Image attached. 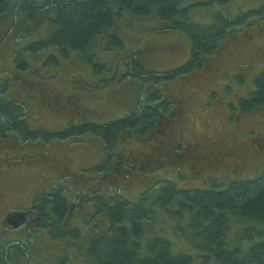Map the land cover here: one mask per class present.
<instances>
[{
	"label": "rangeland",
	"instance_id": "1",
	"mask_svg": "<svg viewBox=\"0 0 264 264\" xmlns=\"http://www.w3.org/2000/svg\"><path fill=\"white\" fill-rule=\"evenodd\" d=\"M8 1L10 3L9 14L0 19V72H7L12 67L11 57L20 46L47 37L53 29L51 20L48 21L45 17L43 23L37 24L38 26L34 25L26 30L23 27L15 28L12 15L19 0ZM259 4L263 5L264 0H185L183 6H190L188 18L192 22L210 24L215 19L214 15L222 13L227 15L229 12L234 18L238 16L243 18L241 20L243 23L240 27L232 28L229 34L220 40L217 59L206 71L197 72L195 76L192 72L187 76L177 75L175 80L165 83L167 87L163 89L165 91L169 87L173 92L184 90L188 94L186 113L183 118L187 129V133L183 134L185 139L197 138L201 140L206 139L205 136L209 135L217 141L221 139L230 141L229 137L239 141L241 156L238 157L239 154H235L238 157L235 162L236 167L232 170L228 169L233 166L230 165L233 159L228 155L221 163L196 168L198 170L185 163H180L182 178L178 176V179H174L175 173H177L175 169L177 161L170 159L162 162L163 166L160 169L157 168L147 175L127 176L122 172L121 174L116 173L117 181H114L112 175H109L103 180L95 179L91 180V183H87L79 180L80 176H76L77 174L75 176L72 174L77 173L79 167L100 159L101 149L99 150L98 147H101V144L97 142V137L93 132L85 134L82 143H73L72 139L66 141L53 139L48 144L44 141H25L21 138L18 140L13 134L11 138L0 139V158L6 157L3 155L4 153L12 157L5 166L6 174L0 175V197L6 198L13 195V191L27 186L37 187L36 193L31 195L35 202L39 198L40 192L43 193L46 188L53 194L62 191L70 203L78 202L75 190L80 191V195L83 194L80 199V210L77 209L79 212L76 211L65 216L64 226H69L67 229L70 235L62 236L57 228H52V233L47 235V231L36 228V225L38 226L41 222L35 213L30 215L28 221L32 225L25 224L22 229L9 233L4 231V234L0 229V232L5 236L6 242L4 243L10 245H5L9 249L6 250V253L10 264H93L87 260V256H84L86 255L84 250L90 246L95 229L100 228V232H103L105 226L102 219L95 220L93 223L94 217L89 223H83V218L86 219L92 212L90 211V201L85 200V196L88 195V191L94 189V186L105 195L118 193L129 201H140L145 207L153 208L154 215L152 213L151 218L147 220L149 224H146V231L144 230L142 237L144 243L158 235L165 236L174 244L176 253H188L193 257L191 264H218L213 259H205L198 246L201 240V236L197 235L198 222L192 216L194 212L192 208H189L186 191L193 188H214L212 183L208 182L211 179L218 180L224 187L235 180L251 178L256 174V171L260 172L264 169V147H261L264 146V110H252L238 114L236 112L238 107L228 105L238 95H245L248 88L253 87V73L260 74L264 71V19L251 18V13H249L251 9L258 8ZM233 22L236 23V19ZM161 28H163V23L154 16L140 18L125 13L121 19L116 21L114 27V31L124 40V49L108 50V48L105 49L103 41L100 39L96 41V62L107 65L105 70L97 68L92 62L81 59L77 53H72L65 58L55 48L46 51L41 58L46 59L51 54L58 55L60 65L57 67L52 65L46 69V71H55L57 74L55 82L58 85L55 90L68 92V94H72L71 88L80 91L82 103L79 104L85 107H82V111H86L89 117L103 115L108 119L106 122H109L111 120L109 118L119 119L123 118L125 113L133 112L139 102L142 90L140 83L133 77L131 79L128 76H123L121 80L116 81L120 74L125 73V69L121 67V72L119 69L118 71L114 68V63L122 61V59L127 60L130 51L152 47L157 52L154 55L160 62L159 67L164 70V68H172L173 65L179 64L182 58L181 54L171 51L168 54L161 53L162 47L168 42L175 43L177 46L179 44L178 48H181V52H187L191 48V43L183 32L175 29L159 30ZM147 53L145 55L149 57L150 54ZM237 58L248 62V64L243 71L244 77L237 78L234 82L232 75L236 70L235 60ZM28 60L37 66L40 57L30 53ZM5 74L3 75L5 76ZM28 74L29 70L23 73V75H27L24 77L25 80H30L26 79L29 78ZM1 77L2 75H0V82ZM47 78L51 79L49 76ZM35 79L37 78L35 77ZM45 95L48 101L54 93ZM238 100L239 98L236 99V101ZM40 101L42 102L43 99ZM23 102L32 124L44 123L46 126L51 125L52 128H55L54 124L58 122V119L63 123L69 117L70 110L66 107L57 115H50L46 109L41 111V107L35 99L26 97ZM204 124L209 125L208 132L205 131ZM254 132L256 133L254 134ZM241 133L246 134L241 135ZM259 137L261 145H256L252 139ZM166 139L176 143L180 138L179 134L171 129L170 136H167ZM143 144L145 147L150 146L148 140ZM122 147L124 146L119 147L117 151ZM132 147H136L134 150L139 155L142 151L141 140L136 144L132 142ZM207 147L212 149L211 145ZM121 151L116 154L117 160L127 154H121ZM231 151H234L233 146ZM30 155L38 159L31 162L29 161ZM23 157H26L30 164H19L18 162L23 160L16 158ZM204 160L208 161L209 158L204 157ZM214 160L218 161L219 158H214ZM13 162L17 163L13 164ZM66 170L71 174L66 173L68 176H61ZM118 184H120L119 187L122 186V189L115 188ZM173 187L183 192L175 193ZM219 189L221 188H217V190ZM0 202H3L1 198ZM11 204V206H16L15 199ZM46 207V211L50 212L49 208L53 206L49 203ZM32 210L36 209L32 208ZM234 219L230 226L228 239L231 248L240 245L244 250H247L254 240L256 242L264 238V234L259 236L254 230L242 240L247 220L241 216H236ZM54 220L53 217H50L48 223L52 225ZM254 226L258 230H264V227L259 228L256 224ZM17 241L20 243L15 246Z\"/></svg>",
	"mask_w": 264,
	"mask_h": 264
},
{
	"label": "trees",
	"instance_id": "2",
	"mask_svg": "<svg viewBox=\"0 0 264 264\" xmlns=\"http://www.w3.org/2000/svg\"><path fill=\"white\" fill-rule=\"evenodd\" d=\"M184 1L19 0L12 15L15 28L23 27L26 30L47 19L51 20L53 29L47 37L20 46L11 57L12 67L7 72H0L2 75L0 82V139L11 138L12 134L18 140L20 138L25 141L41 139L40 131L34 129L33 124L29 121L28 110L23 102L26 97L41 100L45 97L42 92L50 94L54 91L56 97L62 95L64 103H66L65 106L71 102L82 103L80 91L71 88L72 94H68V92L55 90L58 85L55 82L57 74L55 71H46V69L52 65L54 67L60 65V57L51 54L46 59H42L41 57L46 51L53 48L58 49L65 58L72 53H77L81 59L92 62L97 68L105 70L107 65L96 62V41L98 39L103 41L105 49L108 48V50L124 49V40L114 31L116 21L121 19L125 13L140 18L154 16L163 23V28L159 30L175 29L187 36L191 43L192 55L189 66L172 71H162L152 47L130 51L127 60L122 59V61L114 63L113 66L120 72L121 67L125 69V73L120 74L116 81L121 80L123 76H128L131 79L133 77L142 87L141 97L133 112L125 113L123 118H109L111 119L109 122H106L108 119L103 115L93 116L95 120L89 121L83 126L73 127L69 133L50 134L47 131L42 139L48 144L53 139L64 141L72 139L73 143H82L85 134L89 132L95 134L97 142L101 144V147H98L99 150L101 149L100 159L87 164L88 166H83L80 170L78 169L77 173L72 174L80 176L79 180H83L82 182L91 183V180H103L109 175H112L113 180L117 181V174L122 172L127 176L136 174L143 176L152 173L157 168L160 169L163 166L162 162L170 160L168 155L164 156L166 153L163 150L164 154L161 152L159 157H154L155 154L149 155V160L159 158L158 161L154 160V164H140L133 157L137 153L134 150L136 147H132V142L136 144L140 140L142 142L148 140L150 143L153 138L151 131L157 125L156 122L161 119L158 117V111L160 110L161 113L166 111V114L170 110L172 103L161 94L167 87L165 83L175 80L178 76H187L191 72L194 74L197 70L202 71L199 69L201 63L198 64V62H203L204 66L207 62L216 60L220 40L227 36L232 28L240 27L243 23L241 21L243 18L239 16L234 18L229 12L227 15L224 13L214 15L215 19L210 24L192 22L188 18L190 6L184 7ZM9 5L8 0H0V19L9 14ZM52 12L53 14H51ZM249 13H251V18L264 19V4L259 9H251ZM235 19L236 23L233 22ZM30 53L40 57L37 66L28 60ZM146 53L150 56L147 57ZM198 66L200 67L198 68ZM142 67L146 68L145 71H142ZM194 67L198 69L194 71ZM28 70L29 78L26 79L30 80H25L24 77L27 75H23V73ZM4 73H6L5 76ZM48 76L51 79L47 78ZM252 84L253 87L248 88L244 98L240 100L241 113L264 110V71L260 74L254 73ZM46 85L47 87L50 85L48 90H46ZM71 113L70 111L69 115ZM47 127L52 128L51 125ZM121 146L124 147L117 151ZM145 148V150L148 149V147ZM165 150L169 151V149ZM120 151L121 154H127L117 160L116 154ZM176 152L175 169L177 173H175L174 179H178V176L182 178L180 174L182 167L180 163L182 162L178 159L180 158L178 148ZM3 169L4 171L0 175L6 174L7 171L5 168ZM66 173L71 174L66 170L61 176H68ZM208 182H211L214 188H193L186 191L190 205L188 207L193 209L192 216L198 222L197 235L201 236L198 246L202 250L203 257L213 259L218 264H264V238L256 242L254 240L247 250H244L240 245L231 248L228 240L230 226L236 216L247 220L242 240L254 230L259 236L264 234V230H258L254 226L256 224L259 228L264 227V169L260 172L256 171V174L251 178L238 179L224 187L216 179H211ZM119 185H116L115 188L122 189V186L119 187ZM95 187L85 196V200L90 201V211L92 212L86 219L83 218V223H89L94 217L93 223L95 220L102 219L105 226L103 232H100V228L95 229L90 246L84 250L86 251L84 256L88 257V261L93 264H191L193 262V257L188 253H176L174 244L165 236L158 235L146 243L142 241L144 230L146 231L145 226L149 224L147 220L154 212L153 208L145 207L140 201H129L118 193L105 195ZM217 188L221 189L217 190ZM46 189L43 193L41 191L37 201H34L33 208L36 210L33 212L38 215L41 222L38 226L36 225V228L47 231V235L50 234L52 228H57L62 236L70 235L67 229L69 226H64V220L68 216L67 214L79 212L80 199L83 194L80 195V191L75 190L78 202L70 203L64 193L62 194L61 189V193L57 194ZM173 191L175 193L183 192L175 187H173ZM49 203L53 206L49 208L51 213L46 211V205ZM41 206L43 207L39 209ZM78 208L79 210H77ZM50 217L55 219L52 225L48 223ZM99 223L101 224V221ZM0 229L3 234L4 231L6 232V227ZM1 232L0 264H10L6 253V250L9 249L5 247V245H10L4 243L6 242L5 236ZM19 243L17 241L14 245L17 246Z\"/></svg>",
	"mask_w": 264,
	"mask_h": 264
},
{
	"label": "flooded vegetation",
	"instance_id": "3",
	"mask_svg": "<svg viewBox=\"0 0 264 264\" xmlns=\"http://www.w3.org/2000/svg\"><path fill=\"white\" fill-rule=\"evenodd\" d=\"M262 4L258 5V8L261 7ZM255 8V9H256ZM253 39V38H251ZM250 39V40H251ZM178 46L180 47V45L178 44ZM177 44L172 43V42H168L164 47H162L161 49V53L162 54H168L170 53V51L172 53H178L181 54V61L179 64L177 65H173L172 68H167L162 71H172V70H176V69H181V68H186V66H189L190 62L192 61V55H191V50L189 49V51L187 52H181V48H178ZM180 50V51H179ZM155 51V50H154ZM155 53L157 54V52L155 51ZM154 53V54H155ZM177 54V55H178ZM155 56V55H154ZM214 61V60H213ZM213 61H209L207 62V64H205L203 66V62H198V64L201 63V67L198 66L199 69H201L202 71H206V69H208ZM236 61V70L234 71L233 75H232V80L235 82V80H237V78L240 79V77H244L243 71L244 68L247 66L248 62L245 61H241L239 58H237ZM196 68V67H194ZM197 68V69H198ZM142 71H145V67L141 68ZM197 69H194V71H196ZM197 72H201L198 71ZM197 72H195L193 74V76H195L197 74ZM254 74V73H253ZM239 76V77H238ZM230 77V76H229ZM254 77V75H253ZM244 79V78H243ZM253 80V79H252ZM48 85V84H47ZM46 85V90H48L50 88V85L47 87ZM45 90V92H46ZM44 95L45 93L42 92ZM54 95L50 96L49 100H46V95L43 99V104L41 105V101L40 99H35L37 101V104H39V107H41V111L42 109H46L48 111V114L52 115V114H57L60 110H62L64 107L69 108V110L72 112L71 115H69V117L67 118V121L61 123L58 119V122H56L55 128H51L49 129L44 123L41 124L39 123V125L33 124V128L40 131L41 133V139L39 140L40 142H43L42 137L44 136V134L49 131L50 134H58V133H62L65 134L66 132H70V129L73 127H79V126H83L87 123H89V121L95 120L93 119V117H89L87 115V112H83L82 111V107H84L83 105L77 103V102H71L69 103L67 106L64 105V99L62 98V95H59L58 97H56V93L53 91ZM46 94H48V92H46ZM164 97H166L171 103L172 106L170 108V110L168 111V113L165 114L161 113V111H158V117H161V119L156 122V126L154 127V129L151 131L153 132L152 135V140L149 143V147L147 150H145V146L143 144V142L141 141L142 144V151L141 153H139V155L137 154L136 156H133L134 158L137 159V162H140V164H147V163H151L154 164V160L158 161V159H150L149 160V155L151 154H155L154 157H159L161 156V152L162 150L166 153L164 154V152H162L164 154V156H169V159L172 160H176V149L178 148L179 150V157L178 159H180L182 163H185L188 166L191 167H195V168H199V167H206L210 164H219L223 161V159L228 155L229 157H231L233 159L232 163H230V165L232 164V168L234 169V167H236L235 162L238 160V157L241 156L240 153V147L239 145V141H237V139H230V137L228 138V140H223V141H217L214 140L213 138H211L209 135L205 136L206 139H201L198 140L197 138L193 139V140H187L184 138L183 134L187 133V129H186V124L183 120V118L185 117V109L187 106V99L186 97H188V94L184 91V90H177L176 92H173L169 87L166 88L165 91H162L161 93ZM245 95H238V97L234 98V100H232L228 105H232V106H236L238 107V114L241 113L240 112V100L241 98H244ZM238 101H236V99H238ZM56 100H58L56 102ZM236 101V102H235ZM50 102V103H49ZM85 108V107H84ZM237 114V113H236ZM170 115V116H169ZM90 118V119H89ZM88 119V120H87ZM205 131L208 132L207 127H209V125L204 124ZM171 129H174V131L176 132V134H179V140L174 143L173 141H170V139H166L167 136H170V132ZM256 132H254L255 134ZM246 133H241V135H244ZM254 138V137H252ZM153 141V142H152ZM253 142H256V145L260 144V137L258 139H252ZM251 143V141H250ZM162 144V145H161ZM208 145H211L212 149H208ZM161 146V147H160ZM232 146L234 148V151H231ZM262 147V146H261ZM264 147V146H263ZM165 149H169V151L165 150ZM173 151V153H172ZM236 151V152H235ZM148 153V154H147ZM235 154H239L238 157L235 156ZM3 155H5L6 157H2L0 158V173H2L4 171L3 168H5V166H7V162L9 160L12 159V157H10L9 155H7L6 153H4ZM45 155V154H44ZM211 155H214L215 157H212ZM153 157V156H152ZM204 157H208L209 160L212 159L213 161H205ZM29 161H35L38 158H36L33 155H30L29 157ZM42 159V156L40 157ZM214 158H219L218 161H215ZM21 159L23 161H19L18 163L21 165H28L30 164L28 162V160H26V157L23 158H16ZM131 159V157H130ZM17 162H13V164H15ZM88 166V165H87ZM82 167H79V170ZM229 170L230 167L228 168ZM62 170V169H61ZM36 189L37 187H32V186H27V187H21L19 190H15L13 191V195H10L6 198H1V200L3 202H0V228L1 227H6V233L12 232L13 228L11 223H15L17 220L20 222H23V224H28L30 222V215L32 214L33 210H32V206L34 205V198L31 197V195L33 193H36ZM39 193V192H38ZM13 199H15L16 201V206H11ZM34 213V212H33ZM19 215H23V219H21V217H19ZM4 229V228H3Z\"/></svg>",
	"mask_w": 264,
	"mask_h": 264
},
{
	"label": "water",
	"instance_id": "4",
	"mask_svg": "<svg viewBox=\"0 0 264 264\" xmlns=\"http://www.w3.org/2000/svg\"><path fill=\"white\" fill-rule=\"evenodd\" d=\"M19 217H21V219H23V215H19ZM20 223H21L20 220L19 221L17 220L15 223H11V225L14 227H18L20 225Z\"/></svg>",
	"mask_w": 264,
	"mask_h": 264
}]
</instances>
